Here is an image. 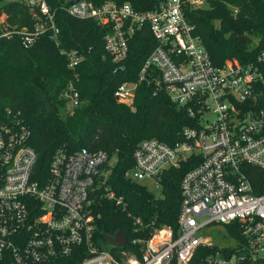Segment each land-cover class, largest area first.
Wrapping results in <instances>:
<instances>
[{
    "label": "built area",
    "instance_id": "2783aa9c",
    "mask_svg": "<svg viewBox=\"0 0 264 264\" xmlns=\"http://www.w3.org/2000/svg\"><path fill=\"white\" fill-rule=\"evenodd\" d=\"M20 1L32 11V28H8L3 14L0 36L18 34L28 47L48 34L59 45L56 10L48 0ZM69 1L64 7L68 14L106 28L105 49L116 63L126 59L138 30L148 28L156 40L137 79L115 88L119 103L132 106L139 85L146 82L198 118L197 126L183 127V138L173 144L156 137L141 140L125 175L162 187L166 170L195 164L180 181L176 229L135 217L136 230L147 231L131 240L139 251L119 249L128 241L122 246L101 237L92 212L106 151L60 147L40 180L29 126L16 116L0 118V264H190L201 245L220 247L204 264H264V192L256 191L244 170L245 164L264 169V51L250 61L230 58L215 64L185 14L208 0ZM61 53L75 71L82 53ZM79 79L75 71L61 90L66 112L82 104ZM106 196L122 202L111 190ZM228 223L240 226L241 238L229 236ZM211 224L223 225L231 242L219 244L199 234Z\"/></svg>",
    "mask_w": 264,
    "mask_h": 264
},
{
    "label": "trees",
    "instance_id": "16d2710c",
    "mask_svg": "<svg viewBox=\"0 0 264 264\" xmlns=\"http://www.w3.org/2000/svg\"><path fill=\"white\" fill-rule=\"evenodd\" d=\"M68 1L48 0L56 10L59 45L48 34L28 47L18 34L0 36V118L16 116L29 126V143L38 152L35 175L40 180L46 178L60 147L74 151L86 146L106 151L104 168L109 170L94 192L92 212L97 232L109 242L120 233L128 244L119 249L138 252L140 246L131 240L147 231L136 230L134 218L176 229L180 181L195 163L189 161L166 170L162 193L157 196L141 181L125 175L134 166L133 150L141 140L151 137L173 144L183 138V127L197 126L198 118L191 116L186 106L172 102L166 92H155L146 82L139 85L132 106L119 103L113 94L115 88L123 81L137 79L156 40L148 28L138 30L130 41L128 56L116 63L105 49L106 28L93 19L68 14L64 9ZM0 14L6 15L8 28L33 26L32 11L20 0H0ZM185 14L215 64L230 58L250 61L264 51V0H208L207 7H189ZM3 28L0 22V32ZM62 49H77L83 55L75 69L80 75L77 87L82 104L65 113L60 93L75 71L68 67ZM260 90V103L264 105V83ZM244 170L256 191L264 192V169L245 164ZM108 190L122 202L108 198ZM224 226L230 237L241 238L238 224ZM218 249V245H201L190 264H204L205 258Z\"/></svg>",
    "mask_w": 264,
    "mask_h": 264
},
{
    "label": "rangeland",
    "instance_id": "374dc122",
    "mask_svg": "<svg viewBox=\"0 0 264 264\" xmlns=\"http://www.w3.org/2000/svg\"><path fill=\"white\" fill-rule=\"evenodd\" d=\"M208 3L205 4L204 7H207ZM3 14H0V16H2ZM62 112H66L65 109H62ZM109 169L104 168V174L102 176V180L105 178V175H107L106 173L108 172ZM105 180V179H104ZM143 184L147 185V187L149 188L150 191H152L154 194H156L157 196H160L162 191H161V186L157 185L156 183H154L153 181L150 180H144L141 181ZM223 225L221 224H211L208 227H204L202 229H200L199 234L202 235L203 237H205L206 239H208L209 241L212 242H217L219 244H224V243H230L231 240L229 238H227L224 234H223Z\"/></svg>",
    "mask_w": 264,
    "mask_h": 264
},
{
    "label": "water",
    "instance_id": "95a60500",
    "mask_svg": "<svg viewBox=\"0 0 264 264\" xmlns=\"http://www.w3.org/2000/svg\"><path fill=\"white\" fill-rule=\"evenodd\" d=\"M77 0H70L69 2L70 3H74L76 2ZM120 70V67L119 68H116L114 73H117L118 71ZM115 241L120 243L122 246L126 245L127 244V240L120 234V233H117L116 236H115Z\"/></svg>",
    "mask_w": 264,
    "mask_h": 264
}]
</instances>
